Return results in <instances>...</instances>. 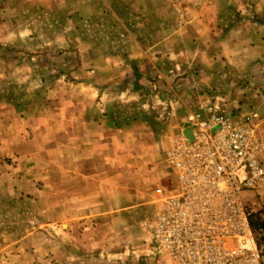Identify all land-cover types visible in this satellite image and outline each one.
Masks as SVG:
<instances>
[{"label": "crops", "instance_id": "obj_1", "mask_svg": "<svg viewBox=\"0 0 264 264\" xmlns=\"http://www.w3.org/2000/svg\"><path fill=\"white\" fill-rule=\"evenodd\" d=\"M181 1L178 17L174 0H0V183L6 195L29 185L31 170L44 168L39 154L52 143L59 187L69 173L71 193L74 185L85 188L70 202L86 203L85 216L106 215L110 191L125 194V181L111 189L109 170H125L127 152L135 156L132 167L142 170L134 185H153L149 169L175 136L186 134L189 113L250 120L248 101L224 105L208 90L209 80L264 58V27L241 16L256 2L263 16L264 0ZM157 86L166 91L164 101L157 100ZM11 88L23 91L18 99ZM153 96L164 111L152 112ZM132 101L148 110L130 125L125 109L112 106ZM257 104V135L264 138V100ZM233 110L236 116L226 112ZM7 157L15 163L6 165ZM262 163L264 169V156ZM259 195L264 202V180L250 195L253 208Z\"/></svg>", "mask_w": 264, "mask_h": 264}, {"label": "rangeland", "instance_id": "obj_2", "mask_svg": "<svg viewBox=\"0 0 264 264\" xmlns=\"http://www.w3.org/2000/svg\"><path fill=\"white\" fill-rule=\"evenodd\" d=\"M241 1L245 2V0ZM181 3V0L179 3L174 0L173 3V11L177 16L179 15L177 13L181 11ZM262 3L264 4V1ZM258 5L256 2L252 6L253 11L250 12V16L244 10L243 15L240 12L239 15L250 20V17L253 16L256 25H260L259 28H262L264 27L263 9ZM251 10L249 9L248 12ZM3 49L0 50L2 54H4ZM4 60L5 58H0V61ZM240 64L241 62L234 68H239L241 71L227 72L224 75L220 74V77H216L215 81L209 80L210 88L208 90L222 96L224 105L230 104V101L240 103V105L248 101L250 112L253 114L250 113V120H246V118L244 120L247 121V124L252 122L251 125L257 132L261 120L259 115L261 107L257 103L264 100V58L249 62L245 67ZM0 75L4 76V73L0 72ZM197 75L202 80L206 77L201 73ZM176 80H174L175 83ZM212 86H215L216 89H213ZM14 87H18V85H14ZM157 87L159 88L157 92L161 94L158 99L153 96L155 103L151 104L152 112H158L159 109L162 112L166 108L164 103H156L157 100L164 101L166 98L164 87ZM14 90V88L9 89V94L18 99L23 91L14 93ZM2 91L4 92L0 89V94ZM193 91L197 90L193 89ZM168 95H170V91H168ZM10 108L12 107L10 106ZM112 108L116 111L125 109L126 119L129 118L125 121L127 124L135 122L131 120L133 116H140L148 110V106L142 109L137 101L136 103L132 101L125 105L121 104L120 107L114 104ZM43 110V108L38 110L37 114L39 112L44 114ZM178 110L174 108V113ZM46 112L52 111L48 109ZM226 112L236 116L234 110ZM137 122L139 121L136 120ZM115 123L116 127L118 122ZM151 125L153 128V124ZM185 133V137L191 140V130L186 129ZM45 138L47 137L40 138V140L45 141ZM146 139L141 137V141H146ZM261 139L264 140L262 137ZM50 144L45 146L46 152L39 154L44 168L31 170V182L29 185L22 186V191L14 188L12 195H6V185L0 183V264H173L153 241V227L160 205L155 190L158 187L164 188L168 184H173V189H176V175L166 158V148L157 154V160L153 161V169H149V172L153 171V185L147 182L143 185L140 183L138 186L134 185L141 176L142 170L132 167L135 156L127 152L126 169L110 168L109 170L111 189L113 184L125 181L127 183L125 194L117 196V192L111 190L110 201L107 204L109 212L106 215H101L103 213L101 211L98 215L85 216L86 203L82 201L70 202L73 197L79 199L82 194L80 195L78 192L83 193L85 188L78 187L79 190H77V186L74 185V191L71 193L69 173L66 177L67 184L59 187V175L54 166L53 147L52 143ZM4 162L8 166L15 163L12 157H7ZM82 171L85 173L87 170L83 169ZM7 187L9 188L10 185ZM252 192L242 191L241 201L251 212L252 230L257 234H262L264 232L262 230L264 202L260 200V195L257 196V204L253 208L250 200ZM136 196L141 197L144 201H140V203L138 200H134L133 198ZM124 197L125 199H123ZM118 198H121L122 201Z\"/></svg>", "mask_w": 264, "mask_h": 264}, {"label": "built area", "instance_id": "obj_3", "mask_svg": "<svg viewBox=\"0 0 264 264\" xmlns=\"http://www.w3.org/2000/svg\"><path fill=\"white\" fill-rule=\"evenodd\" d=\"M186 123L192 139L175 136L166 153L176 189L155 190L153 241L173 264H264V233L241 201L264 180V140L216 111L189 113Z\"/></svg>", "mask_w": 264, "mask_h": 264}, {"label": "trees", "instance_id": "obj_4", "mask_svg": "<svg viewBox=\"0 0 264 264\" xmlns=\"http://www.w3.org/2000/svg\"><path fill=\"white\" fill-rule=\"evenodd\" d=\"M250 225H252V222L250 220ZM262 230L264 231V224L262 225ZM264 233V232H263Z\"/></svg>", "mask_w": 264, "mask_h": 264}, {"label": "water", "instance_id": "obj_5", "mask_svg": "<svg viewBox=\"0 0 264 264\" xmlns=\"http://www.w3.org/2000/svg\"><path fill=\"white\" fill-rule=\"evenodd\" d=\"M189 135L191 136V134L189 133Z\"/></svg>", "mask_w": 264, "mask_h": 264}]
</instances>
